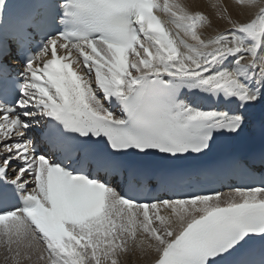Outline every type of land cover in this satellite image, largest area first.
Returning a JSON list of instances; mask_svg holds the SVG:
<instances>
[{"label": "snow or ice", "instance_id": "obj_1", "mask_svg": "<svg viewBox=\"0 0 264 264\" xmlns=\"http://www.w3.org/2000/svg\"><path fill=\"white\" fill-rule=\"evenodd\" d=\"M236 3L205 37L180 0H0L4 264H264V173L199 163L264 132V0ZM235 168L260 186L178 191Z\"/></svg>", "mask_w": 264, "mask_h": 264}, {"label": "bare ground", "instance_id": "obj_2", "mask_svg": "<svg viewBox=\"0 0 264 264\" xmlns=\"http://www.w3.org/2000/svg\"><path fill=\"white\" fill-rule=\"evenodd\" d=\"M180 2L189 6L193 11H201L205 13V15L210 18L212 27L202 29L205 37L215 35L217 31H223L229 27L226 21L217 17L216 9L212 7L213 4L227 5L234 19L244 20L247 18L249 12L255 11V9L249 8L241 9L236 3V0H180ZM3 255V249H0V264H4ZM134 262L135 264H142V262L137 261L136 257L130 258L128 264H134Z\"/></svg>", "mask_w": 264, "mask_h": 264}]
</instances>
